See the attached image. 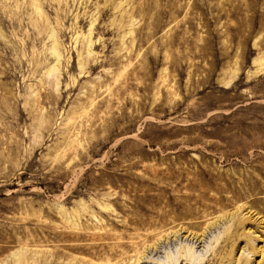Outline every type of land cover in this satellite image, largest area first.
I'll return each mask as SVG.
<instances>
[{
  "label": "rangeland",
  "instance_id": "374dc122",
  "mask_svg": "<svg viewBox=\"0 0 264 264\" xmlns=\"http://www.w3.org/2000/svg\"><path fill=\"white\" fill-rule=\"evenodd\" d=\"M20 263L264 264V0H0Z\"/></svg>",
  "mask_w": 264,
  "mask_h": 264
},
{
  "label": "bare ground",
  "instance_id": "6f19581e",
  "mask_svg": "<svg viewBox=\"0 0 264 264\" xmlns=\"http://www.w3.org/2000/svg\"><path fill=\"white\" fill-rule=\"evenodd\" d=\"M38 11V10H37ZM21 264V263H20Z\"/></svg>",
  "mask_w": 264,
  "mask_h": 264
}]
</instances>
